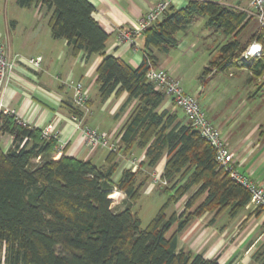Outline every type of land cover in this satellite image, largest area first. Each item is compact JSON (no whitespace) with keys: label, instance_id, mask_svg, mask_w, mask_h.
<instances>
[{"label":"trees","instance_id":"16d2710c","mask_svg":"<svg viewBox=\"0 0 264 264\" xmlns=\"http://www.w3.org/2000/svg\"><path fill=\"white\" fill-rule=\"evenodd\" d=\"M16 2L20 8L39 5L51 11V36L65 40L73 55L101 56L96 83L103 99L126 92L129 102H137L124 126L122 147L145 149L143 165L148 168L166 152L161 175L166 185L158 188L167 199L141 228L132 213L142 187L136 173L125 170L117 183L112 181L117 168L114 159L121 147L118 153H108L106 167L98 168L68 157L65 149H58L57 140L42 138L40 129L18 125L12 116L0 114V133L12 137L7 151L0 148V264H219L217 258L178 250V235L204 213L218 216L227 211L230 217L236 216L249 203L250 195L218 168L214 149L188 121L180 125L175 123V114L158 113L166 95L146 81V59L156 67L151 51L175 49L177 34L203 17L205 28L223 39L202 70L204 83L230 67L240 68L238 61L247 45L238 37L252 18L214 2L189 0L182 9L168 7L142 32L143 61L131 69L105 53L108 35L94 20V7L87 0ZM248 42H258L264 49V25ZM241 67L250 72L247 80L252 83L264 75V57ZM69 111L83 116L73 104ZM186 176V183L179 185ZM114 190L124 194L116 207L110 200ZM190 190L182 212L167 216V208Z\"/></svg>","mask_w":264,"mask_h":264},{"label":"crops","instance_id":"0c3cea01","mask_svg":"<svg viewBox=\"0 0 264 264\" xmlns=\"http://www.w3.org/2000/svg\"><path fill=\"white\" fill-rule=\"evenodd\" d=\"M87 1L94 7V20L108 35L105 53L120 59L131 69H137L143 61V39L141 36L136 37L134 44H130L121 41L119 33L132 29L142 15L166 0ZM188 1L172 0L169 8L182 9ZM197 1L218 3L247 15L250 10L247 0ZM50 14L51 11L39 5L20 8L16 0H0V38L6 53L10 57L42 58L39 71L32 70L24 62L17 63L14 81L3 97L5 107L36 129L42 130L50 126L68 157L89 161L98 168H104L108 152L84 145L81 131L76 129V123L69 111L72 90L67 82L72 80L81 83L88 96V112L83 117V123L97 129L121 147L114 159L117 168L112 176L113 183L118 182L123 171L131 170L136 173L137 183H142L139 196L141 192L163 194L158 186L166 185L160 183L165 182L161 181V175L167 160L166 152L154 167L148 168L143 165L146 161L145 149L136 145L128 149L122 147L121 135L137 102H129L126 92L117 95L113 93L104 99L101 97L96 83V69L102 60L101 56H87L84 52L73 55L65 40L53 39L48 26ZM178 34V45L175 49L168 53L155 49L151 51L156 67L169 72L184 85L186 94L198 100L208 120L225 138L228 148L235 156L238 171L264 188V98L257 95L248 97L253 91L247 92L246 97L226 100L223 99L224 96L221 98L208 94L206 87L213 85L216 75L206 79L204 83L200 80L207 59H203L193 71L185 74L180 61L186 55L191 56V50L195 49L196 44ZM229 86L238 89L251 85H228V88ZM221 94L227 95V92ZM163 111L169 115L175 114V123H187L183 112L175 107L167 96L158 108V113ZM11 144L12 137L0 133L1 149L7 151ZM187 178L188 176L183 178L179 185L185 184ZM190 194L192 190L177 203L170 205L166 215L177 213L180 206L182 212ZM203 199L204 196L199 202ZM174 230L175 225L171 233ZM177 249L201 254L206 259L217 258L219 264H264V211L248 203L234 217H230L227 211L218 216L214 213H204L190 222L178 235Z\"/></svg>","mask_w":264,"mask_h":264},{"label":"built area","instance_id":"2783aa9c","mask_svg":"<svg viewBox=\"0 0 264 264\" xmlns=\"http://www.w3.org/2000/svg\"><path fill=\"white\" fill-rule=\"evenodd\" d=\"M171 1L172 0H166L158 3L152 10L142 15L136 26L132 29L120 31V40L134 44V39L136 37L141 36L146 28L162 17L164 12L168 9ZM247 1L249 3V8L252 10V17H254L257 20L258 25L262 27L264 25V0ZM259 57H264V49L262 45L258 42H251L242 51L238 65L241 66L243 64H248L253 58ZM18 62H24L32 70L39 71L42 58H23L20 56L10 57L6 53L5 45L0 38V114L12 116L18 125L35 128L25 122L14 111L6 108L3 103L5 91L14 81V70ZM146 62L148 67L145 74L146 81L154 84L156 88L162 90L164 94L171 99L174 106L183 112L191 127L198 131L200 136L214 149L215 162L218 168L226 171L235 183L241 185L248 191L250 195V205L264 211V188L238 171L235 156L228 148L225 138L222 136L220 130L208 120L206 113L200 106L198 100L194 96L186 94L180 82L173 78L169 72L153 66L149 59H146ZM67 85L72 90L73 106L83 113L82 117L72 115V119L76 123V129L81 131L84 145L91 149L98 148L104 149L108 153H118V146L115 141L109 139L97 129L90 128L83 123V117L88 112V96L82 84L69 80ZM41 137L44 139L53 138L58 141L57 134L52 132L50 126L41 130ZM62 148L63 145L59 144L58 149L60 150ZM160 183L163 185L166 184L165 182ZM118 197L124 198V194L120 191L114 190L110 196L112 206L117 204L115 202Z\"/></svg>","mask_w":264,"mask_h":264},{"label":"rangeland","instance_id":"374dc122","mask_svg":"<svg viewBox=\"0 0 264 264\" xmlns=\"http://www.w3.org/2000/svg\"><path fill=\"white\" fill-rule=\"evenodd\" d=\"M251 11L252 10L250 9V14H248V16L251 17L252 20L243 30L242 34L238 37V39L245 45L249 44L248 41L250 36L259 27L257 20L252 17ZM205 21V18L199 17L184 32H179L180 35L185 36L187 41H191L192 43L196 44L195 49L191 50V56L186 55L180 61L185 74H189L191 71H193L194 68L203 61V59H207L208 63L209 58L216 53L218 47L223 42V39L220 35H216L212 31H209L205 28ZM249 76L250 72L244 67H230L226 71L218 73L213 82V85H208L206 87V91L208 94H213L215 97L221 96V98H223L222 96H224L225 98L223 99L225 100L234 99L240 96L246 97V93L250 91L253 92L249 93L250 95H248V97L253 98L257 95L259 98H264V75L259 79H256L252 83L247 80ZM228 85L251 86L245 88L238 87L237 89L235 86H229L228 88ZM181 86L185 89L184 85ZM221 92H227V95H222ZM122 199L124 198L118 197L115 202L117 204L115 205H120ZM165 200L166 196L158 192H152L150 194H146L144 192L140 193L139 198L136 200L135 204L132 207V213L138 216L141 223V228H145L148 225V223L157 214L160 207L164 204ZM120 209H123V207L121 206ZM180 209H182V206L177 209V213L181 211Z\"/></svg>","mask_w":264,"mask_h":264}]
</instances>
